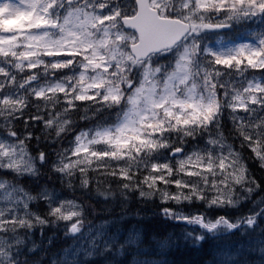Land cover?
I'll use <instances>...</instances> for the list:
<instances>
[{"label": "snow or ice", "instance_id": "snow-or-ice-1", "mask_svg": "<svg viewBox=\"0 0 264 264\" xmlns=\"http://www.w3.org/2000/svg\"><path fill=\"white\" fill-rule=\"evenodd\" d=\"M0 12V175L47 167L88 188L111 177L229 206L262 187L264 0H0ZM45 206L76 228L75 201ZM262 216L264 201L244 222ZM17 220L0 210V233Z\"/></svg>", "mask_w": 264, "mask_h": 264}, {"label": "rangeland", "instance_id": "rangeland-1", "mask_svg": "<svg viewBox=\"0 0 264 264\" xmlns=\"http://www.w3.org/2000/svg\"><path fill=\"white\" fill-rule=\"evenodd\" d=\"M0 15H2V12H0ZM260 24L259 18L247 21L243 33L251 35L253 32H259ZM2 122V119H0V123ZM92 123H95V120ZM224 131L227 134V128ZM52 137L51 141L56 139L55 136ZM37 171L38 167L25 174V169L21 168L18 175L9 173L8 175L3 174L5 177L0 178V183L4 185L3 188H0V210L10 212L18 217L17 223L10 226L7 233H0V264H170L167 253L174 240L190 241L189 243L194 246L196 245L195 242L202 241L205 238L214 239L216 244L213 245L209 254L207 253L208 258L203 264H264V232L258 229L257 224L254 228H249L245 223L237 231L227 229L224 226L209 231L198 223H189L183 219V217L196 216L204 218L202 213L205 209L239 207L240 204L250 200L252 196L253 192L249 195L247 185L241 186L240 190L233 194L232 199L235 204L229 206L212 205L209 202L211 199L210 194L204 200H201L195 196L185 199L184 197L189 195L188 193H176L180 196L179 202L172 199L165 202L162 198V192L166 189L163 186L149 188L138 184L136 181L125 186L122 182L108 177L101 178L99 183L93 184V186L99 185L100 189L103 187L107 190L105 184H110L113 181V184H111L113 193H115V190L127 194L135 192L138 198L167 204L165 207L170 209L169 217L178 223L175 232L163 231L157 227L156 230L152 231L151 228L150 232L145 233L140 222L143 218L141 216L127 215L120 218L107 216L108 218H100L91 224L83 223L82 218L85 217V214L80 200L71 198L60 189L52 188L47 184L40 186L36 190L37 195H35L22 183H17L23 177L31 180L37 174ZM59 177L68 184L66 181L67 174L59 175ZM76 177L78 182L81 183V178L78 175ZM83 186L86 187V185ZM13 187L19 190L12 195L10 202L8 194L12 192ZM45 190L50 194L51 200L41 195ZM167 190L172 193L177 191L171 186ZM29 196H34L31 203L37 199L43 201L46 212L53 215L58 221L63 222L69 230V240L65 247L60 248L59 253L49 254L50 250L43 253V242L52 237L45 236L47 232L45 226L49 222L40 211L44 208H40L38 204L32 206L34 208L25 207V204L29 202ZM64 200L75 201L78 205L76 210L79 215L72 221L77 225L73 235L70 231L71 225L62 219L64 213L52 214L45 206ZM182 204L199 205L200 213L182 212L179 210ZM255 208L257 210V207ZM65 211H67V208H65ZM259 221L264 222V216L260 217ZM204 222L207 223L208 220L204 218ZM36 253L42 254L41 258L35 256ZM44 256L47 257L44 258L47 260L46 263L42 260Z\"/></svg>", "mask_w": 264, "mask_h": 264}, {"label": "trees", "instance_id": "trees-1", "mask_svg": "<svg viewBox=\"0 0 264 264\" xmlns=\"http://www.w3.org/2000/svg\"><path fill=\"white\" fill-rule=\"evenodd\" d=\"M80 123H87L80 121ZM43 139H48L51 141L53 138L51 135L45 133H38ZM55 140V139H54ZM66 143V141H65ZM46 149H56L60 147L58 143H41L40 145ZM36 149L33 148V151ZM52 159L55 158L54 153H50ZM248 166L252 169V174L257 179H260V172L262 171L257 167V164L253 161L248 162ZM113 180V178H111ZM66 181L68 184L60 179L59 175L51 171L50 168H39L37 174L29 180L23 177L22 180H18L26 188H28L32 193L37 195L36 190L42 185H49L52 188H58L67 196L71 198L80 200L84 207L85 217L82 218L83 223H93L99 220L106 214H113L117 212H125L127 215L131 216H141L143 217L140 222L144 227L145 233L150 232V229L156 230L159 227L163 231L175 232L178 223L171 219L168 213L165 212L167 204L161 202L150 201L149 199L138 198L135 192L122 193L119 190H115L113 193L111 190V184H105L107 190L99 185H95L91 188L83 186L78 182L76 175H68ZM262 187L252 193L250 200L240 204L237 208H222V209H205L203 210L204 218L209 222L216 221L219 217L223 216L234 222V219L240 220L244 223L245 217L252 212L256 211V208L261 201H264V180H261ZM102 190V191H101ZM101 191V192H100ZM32 206L38 204L42 214L47 218L49 224L45 226L47 232L45 236H52L51 239L43 242V253L49 251L51 254L52 250L65 246L69 240V230L66 228L63 222L58 221L53 215H49L46 212V208L43 206V201L40 199L35 200L31 203ZM251 205V206H250ZM34 208V207H32ZM200 206L195 204H182L180 211L185 213L196 214L200 213ZM258 229L264 232V222H258ZM257 224V225H258ZM161 232V231H160ZM190 241H182L181 239H176L172 242L170 249H168V259L170 264H203L208 258L209 251L206 246L209 244L213 245L216 241L214 239L205 238L202 241L195 242L196 245L192 246ZM208 253V254H207ZM35 256H42V254L37 253ZM46 256L42 257V260L46 263ZM47 258V257H46Z\"/></svg>", "mask_w": 264, "mask_h": 264}, {"label": "bare ground", "instance_id": "bare-ground-1", "mask_svg": "<svg viewBox=\"0 0 264 264\" xmlns=\"http://www.w3.org/2000/svg\"><path fill=\"white\" fill-rule=\"evenodd\" d=\"M8 175V174H7ZM0 176H4V175H0ZM5 177V176H4ZM17 183H19V182H17ZM110 217V218H120V217H126L127 216V214L125 213V212H122V211H120V212H117V213H113V214H106L105 216H103L102 218H104V217ZM129 216H131V215H129ZM107 217V218H108ZM214 245V244H213ZM213 245H207L206 246V248H208V250H211L212 248H213ZM61 249L60 248H56L55 250H52V252H51V254H57V253H59V251H60Z\"/></svg>", "mask_w": 264, "mask_h": 264}]
</instances>
